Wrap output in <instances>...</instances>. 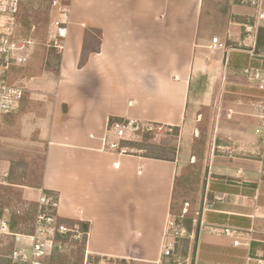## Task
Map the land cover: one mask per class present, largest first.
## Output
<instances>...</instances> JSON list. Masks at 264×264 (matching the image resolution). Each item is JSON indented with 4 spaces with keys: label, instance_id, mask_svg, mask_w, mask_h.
Listing matches in <instances>:
<instances>
[{
    "label": "crops",
    "instance_id": "1",
    "mask_svg": "<svg viewBox=\"0 0 264 264\" xmlns=\"http://www.w3.org/2000/svg\"><path fill=\"white\" fill-rule=\"evenodd\" d=\"M206 1L106 0L100 16L89 18L83 2L69 0L58 65L44 66L56 79L21 86L18 110L0 124V168L8 181L0 184L2 216L35 208L43 188L57 195L61 221L87 224V254L167 264L160 250L178 143L192 135L207 140L208 149L193 213L185 202L193 229L183 237L189 245L180 263L264 264V91L244 73L264 71V44L257 45L264 22L251 36L244 29L255 23L249 0ZM213 37L224 47L211 50ZM110 118L177 127L174 156L167 148L147 156L131 142L136 152L103 150ZM226 227L237 234H225Z\"/></svg>",
    "mask_w": 264,
    "mask_h": 264
},
{
    "label": "built area",
    "instance_id": "2",
    "mask_svg": "<svg viewBox=\"0 0 264 264\" xmlns=\"http://www.w3.org/2000/svg\"><path fill=\"white\" fill-rule=\"evenodd\" d=\"M250 5L256 9L255 23L245 24L244 29L251 36L256 34L257 23L264 22V8L260 7V0H249ZM22 0H0V124L2 118L18 110L24 95V88L6 81L7 71L13 67L25 64L30 58L36 41L29 34L24 35L21 24ZM56 7L59 17L51 22L52 32L50 41L46 44L48 48L62 51L70 22L69 0H52L51 8ZM224 44L212 38L210 49L223 48ZM244 73L249 82L264 91V71L246 67ZM260 125L264 128V103L260 106ZM163 126L159 123H138L128 119H108L104 134L101 138L103 150L118 152L119 154L132 153L133 148L128 144L131 136L142 130L155 132ZM262 128L256 129L260 133ZM261 141L264 142L262 139ZM7 174L1 172L0 184H8ZM187 205V203H185ZM58 197L55 193L43 188L38 189V199L30 221V228L26 232H12L7 217H0V235H12L14 241L23 237L28 239L29 246H13L9 255L12 263L22 264H44V259L55 246V238L58 234L70 233L73 238L79 239L84 232L76 227L69 226L60 220L57 214ZM17 214L21 209L15 210ZM186 209L184 208L183 212ZM225 234L234 236L237 234L235 228L226 227L222 230ZM87 235V232H86ZM188 235L186 229L176 222L175 216H168L162 235L161 250L162 256H168L175 250L178 239ZM238 244V240H234ZM85 259L88 254H85Z\"/></svg>",
    "mask_w": 264,
    "mask_h": 264
},
{
    "label": "rangeland",
    "instance_id": "3",
    "mask_svg": "<svg viewBox=\"0 0 264 264\" xmlns=\"http://www.w3.org/2000/svg\"><path fill=\"white\" fill-rule=\"evenodd\" d=\"M83 2L86 9L84 12L90 15L89 18H96L100 16V11L97 10L100 4H107L106 0H79ZM73 2V1H72ZM103 2V3H102ZM76 4V1L73 2ZM205 5L207 1L205 0ZM51 7V4H50ZM204 9V8H203ZM21 24H22V32L24 35H31L33 39L36 41L34 45L33 53L25 64L13 66L6 73V81L8 83H13L19 86H25L27 84H36L41 81H54L56 79V73L52 70L45 69V67L50 69H55L58 65V61L55 58V54L58 53L56 50L53 53H50L46 44L50 41L49 37L52 32L51 22L59 17V13L56 7L50 9L47 12L44 9H38L36 7H30L22 4L21 10ZM105 17V16H104ZM205 19L204 10L200 11L199 14V26H201L202 22ZM168 31V30H167ZM164 34H169L164 31L163 28V36ZM45 66V67H44ZM33 77L29 82V78ZM146 132V130L138 131L131 136V143H144V137L142 133ZM152 133L151 140L148 143L158 144L162 142L163 139L169 138V136L173 133L172 126H163L155 132ZM177 138V137H176ZM207 140H202L200 138L194 139L192 135L183 136L179 139L178 143V152H177V177L175 183V193L172 200V210L171 215L174 216H190L188 214V210L186 209L183 212L184 208H187L185 202L191 203L192 213L193 209L197 207L198 200L197 196L201 190V178L203 175L202 168L200 167L202 155L207 151ZM133 148V147H132ZM133 151L137 150L133 148ZM190 155H194L195 158L192 159L194 163L189 162ZM4 185V184H3ZM3 187L0 186V196L2 195ZM7 195H10L7 193ZM11 196V195H10ZM182 205L181 210L179 209ZM6 206L10 209L14 205L11 203H7ZM11 210V209H10ZM196 217V216H195ZM29 241L26 238H19L14 241V245L16 247L29 246ZM71 246V244H70ZM86 248H84L83 260L82 264H123L117 260H111L107 258H103L97 255L88 254L85 259Z\"/></svg>",
    "mask_w": 264,
    "mask_h": 264
},
{
    "label": "trees",
    "instance_id": "4",
    "mask_svg": "<svg viewBox=\"0 0 264 264\" xmlns=\"http://www.w3.org/2000/svg\"><path fill=\"white\" fill-rule=\"evenodd\" d=\"M52 0H22V4L36 7L38 9H44L47 12L50 11ZM264 44V28L261 27L258 30L257 35V45ZM50 53L55 52L54 48L49 49ZM57 61L60 58V54H55ZM113 120L114 118H110ZM178 135L177 127H173V133L169 138L163 139L162 142L158 144L148 143L152 138V133L146 131L142 133L144 137V143L141 145L145 149V154L150 156L154 150H164L167 148L174 156L177 149ZM172 156V157H173ZM34 208L23 209L20 214H17L15 210H12L8 214L9 225L12 232H26L30 228V221L32 218ZM3 206L0 205V217L3 215ZM177 223L181 224L187 232L193 229V218L190 216H175ZM69 226L76 227L79 231L84 232V234L79 239L72 237L70 233L58 234L55 238V246L52 252L45 257L44 264H82L84 248L86 243V232H88V226L81 222H70ZM71 244V246H70ZM189 241L187 238H180L176 244L175 250L172 254L167 256V264H181L187 255ZM14 246V237L12 235H0V264H22V263H12L10 260V253Z\"/></svg>",
    "mask_w": 264,
    "mask_h": 264
}]
</instances>
